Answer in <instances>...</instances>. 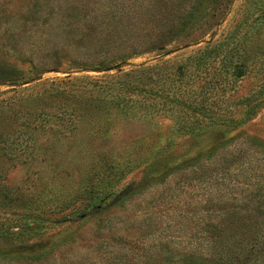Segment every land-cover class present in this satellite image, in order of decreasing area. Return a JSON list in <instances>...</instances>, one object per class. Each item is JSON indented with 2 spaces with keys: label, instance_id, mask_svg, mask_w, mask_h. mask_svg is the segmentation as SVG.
Instances as JSON below:
<instances>
[{
  "label": "rangeland",
  "instance_id": "374dc122",
  "mask_svg": "<svg viewBox=\"0 0 264 264\" xmlns=\"http://www.w3.org/2000/svg\"><path fill=\"white\" fill-rule=\"evenodd\" d=\"M262 244L264 0H0V264Z\"/></svg>",
  "mask_w": 264,
  "mask_h": 264
},
{
  "label": "trees",
  "instance_id": "16d2710c",
  "mask_svg": "<svg viewBox=\"0 0 264 264\" xmlns=\"http://www.w3.org/2000/svg\"><path fill=\"white\" fill-rule=\"evenodd\" d=\"M116 68H118L117 66H110V65H106V66H103V70H105V71H110V70H114V69H116ZM196 109V111L194 110V112H195V114H196V112L199 110V107L198 108H195ZM194 112H192V113H194ZM193 165H195V164H193ZM193 165H192V167H193ZM215 227H217V226H215ZM215 227H212L213 228V231L215 230V232H217V234L218 235H220V236H224V234H225V232H224V230L222 229H218V228H216L215 229ZM244 232H245V228H244V226H239L238 228H236V233H235V235L236 236H240V235H242V234H244ZM236 238H238V237H236ZM241 239V240H240ZM212 245H213V243L210 241L209 242V244L207 245L208 247V250H212ZM221 248L219 249V251H218V249H217V253H218V259H219V261L220 262H227V263H231V262H236V261H239V259H240V256L241 255H243V253L247 250V246H246V244H245V241H243V238H240L239 237V240L237 241V243H236V248H237V252L236 253H234V252H232V251H230V250H228V248H227V246H225V245H223V244H221ZM259 250H263L264 251V244H262L260 247H259ZM227 251H229V252H227ZM211 252V251H210ZM209 252H207V254H208ZM194 258H192V259H189V261L188 262H192V264H202L201 262H200V260H207L208 259V257L207 258H203V257H196V256H193ZM209 260V259H208ZM204 264V263H203Z\"/></svg>",
  "mask_w": 264,
  "mask_h": 264
}]
</instances>
